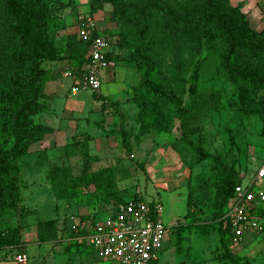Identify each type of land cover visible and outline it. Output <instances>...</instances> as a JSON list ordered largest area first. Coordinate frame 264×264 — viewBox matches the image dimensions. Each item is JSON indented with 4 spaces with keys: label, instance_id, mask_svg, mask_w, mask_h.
<instances>
[{
    "label": "trees",
    "instance_id": "1",
    "mask_svg": "<svg viewBox=\"0 0 264 264\" xmlns=\"http://www.w3.org/2000/svg\"><path fill=\"white\" fill-rule=\"evenodd\" d=\"M72 5L73 0H0V212L19 204L20 185L14 172L22 166L21 161L35 145L57 134V129L35 121L47 110L44 85L54 79L43 63L67 61L77 75H82L89 64L91 44L75 32L66 33L68 26L63 23L62 14ZM106 6L112 7L110 21L116 25L106 30L115 38L109 60L120 63L117 50L125 52L124 61L141 75L127 101L138 109L135 139L153 130L170 135L175 129L182 130L185 137L198 123L209 104V97L199 93L205 52L218 54L238 90L243 112L259 115L264 136V30L251 27L241 5L233 6L231 0H89L90 16L94 18ZM94 97L104 101L103 109L112 107L121 121L125 120L119 101L98 93ZM122 134L127 152H131L127 131L122 130ZM91 140L66 145L68 156L78 154L71 150L85 147L87 169L89 163L100 161L89 154ZM85 168L76 175L72 166L50 164L48 179L57 200L76 199L90 179L88 184L94 188L92 214L98 215L101 205L126 202L118 186L119 176L128 172L122 159L92 173ZM242 179L235 171L222 176L213 203L223 258L230 264H254L232 251L231 229L225 220L235 186ZM132 199L138 201L140 197ZM36 226L41 243L57 241L60 230L66 229L64 225L60 229L57 220H41ZM22 229L20 224L0 229V251H24Z\"/></svg>",
    "mask_w": 264,
    "mask_h": 264
},
{
    "label": "rangeland",
    "instance_id": "2",
    "mask_svg": "<svg viewBox=\"0 0 264 264\" xmlns=\"http://www.w3.org/2000/svg\"><path fill=\"white\" fill-rule=\"evenodd\" d=\"M73 1L74 5L62 14L68 34L77 31L79 16L91 17L89 0ZM231 2L233 6H242L253 29L259 32L264 30V0ZM111 12L112 7L106 6L94 16L100 30L116 28L110 21ZM117 52L121 55V62L104 71L100 93L110 101L124 102L122 111L136 125L138 109L126 102L132 86L140 81L141 75L135 67L124 61L127 56L125 52ZM202 59L199 93L209 97V104L198 123L187 131L185 137L180 129H175L170 135L153 130L144 140L132 138L137 137L133 126L124 135L128 137L127 143L132 145L131 152H127L122 131L117 130L115 134L110 131L117 127L116 123H121L112 107L103 109L104 101L96 100L94 93L89 90H80L74 96L71 93L69 106L74 107L75 111L73 120L69 121L76 122L80 131L89 136L81 134L80 137L77 134L70 137L66 145L74 141H88L92 139L91 136L99 137L104 128V132L109 134L108 146L102 147L95 142L90 145L89 154L100 161L94 165L89 163L87 169V165L84 166L88 161L85 147L71 150L78 154L68 156V148L63 142L54 151L50 150L47 141L35 145L28 158L22 160V166H18L14 172L20 185L17 195L19 204L15 209L0 212V229H10L20 224L24 229L27 228V236L30 237L38 221L57 220L61 229L71 216H86L82 214L86 213L87 208L90 209L94 201L91 198L94 188L88 184L90 179H86L87 184L78 191L76 199L57 200L48 179L51 163L72 166L74 173L79 175L83 167L92 173L113 166L122 159L123 167L128 172L119 176V189L125 194L126 200L138 195L146 202L157 201L163 206L162 219L169 232L158 264H230L223 258L218 223L213 219V203L222 176L235 171L247 178L264 162L263 121L259 115H246L243 112L238 90L224 71L218 54L205 52ZM50 63H56L53 70L48 69L54 78H59L62 71L70 66L67 61H45L43 67H49ZM67 83L69 87L72 84L71 81ZM43 102L47 105L45 97ZM105 111L109 113L104 115ZM42 117L43 113L35 117V121L43 124ZM100 121H104L106 127L96 124ZM46 148L48 150L41 158ZM189 197L192 203L190 208ZM107 215L108 211L104 210L99 217L105 219ZM261 222L264 223L263 220ZM60 231V243L54 248L55 254L42 259L31 257V264H122L101 258L86 243L73 244L72 235L66 229ZM64 240L71 242L63 243ZM231 249L241 259L264 264V232L256 235L248 233L243 242ZM16 255L15 251L10 250L0 252V264L5 261L13 263Z\"/></svg>",
    "mask_w": 264,
    "mask_h": 264
},
{
    "label": "built area",
    "instance_id": "3",
    "mask_svg": "<svg viewBox=\"0 0 264 264\" xmlns=\"http://www.w3.org/2000/svg\"><path fill=\"white\" fill-rule=\"evenodd\" d=\"M79 39L91 44L89 64L82 75L74 73L68 66L63 76L72 80L71 93L80 90L100 93L103 86L104 71L114 67L109 55L114 51L115 38L106 30H100L94 18H77ZM235 186L230 199L225 220L231 229L234 246L239 245L248 233L264 232V225L256 210L264 206V162L249 177L244 175ZM108 211L105 219L99 215L71 216L65 228L72 235L74 243H86L105 259L122 264H155L165 250V240L169 232L163 222V206L160 202L126 200L125 203L113 202L101 208ZM25 253H17L16 262L27 264Z\"/></svg>",
    "mask_w": 264,
    "mask_h": 264
},
{
    "label": "crops",
    "instance_id": "4",
    "mask_svg": "<svg viewBox=\"0 0 264 264\" xmlns=\"http://www.w3.org/2000/svg\"><path fill=\"white\" fill-rule=\"evenodd\" d=\"M55 64L56 63H50L49 67H46L47 70L48 69L53 70ZM63 71H62V75L59 76V78H57V76H55V78L53 80L46 82L45 83V90H44V97H45V100L47 102V110L43 113V117H42L43 124L46 126H50V127L57 129V134L55 135V137L53 139L47 140V142H46L47 144H50L49 145V146H51L50 150L52 149L53 151L57 150L58 147H61L62 142L64 143V145H66L69 142L70 137L76 136L77 134H79L80 137H81V134H87V136H89L88 133H83L80 131V126L76 122H74V121L70 122L69 121L71 119L73 120L72 114H74V111H75L74 107L72 108L71 106H69V100H70L69 98H70V95H72L71 94L72 84L69 87V84L67 83V81L72 82V80L69 78H65L63 76ZM100 95L105 97V98L107 97V96H104L102 93H100ZM72 96H74V95H72ZM114 102H116V101H114ZM119 102L121 103L120 110L122 111V109H121L122 105L125 103L122 101H119ZM122 112L125 115V120L121 121V123H119L118 125H117V123L116 124L114 123L117 126L114 129L120 130V131L124 130V131L130 132L134 126V128H135L134 134H138V124L133 125L132 121H130L129 118H127L126 112L125 111H122ZM103 113L105 115V114H108L109 111H105ZM137 113H138V111H137ZM50 123H52V124H50ZM135 123H137V122H135ZM96 124L97 125L101 124L102 126H105L104 121L97 122ZM114 129H112V130H114ZM105 130H106V128H105ZM112 130H110V131H112ZM102 131L103 132H101L99 137L91 136V138L93 139L92 142H90L91 146H92V143H94V142L98 145L99 144L102 145V147H104L106 145L108 146L109 138H107V137L109 136V134L104 132V128ZM103 133H105V134H103ZM151 134H149V135H147L141 139L144 140V138L149 137ZM132 138L135 140V137H132ZM133 157H135V156H133ZM26 158H28V156ZM26 158H24L23 160H25ZM22 162H24V161H21V164H22ZM118 186H119V184H118ZM105 207L106 206H104V205L100 206V208H105ZM85 211H86V213H84L82 215H90L93 212V208L92 207H90V209L87 208ZM256 215L258 217H260V220L264 221V206H261L256 210ZM38 222H40V221H38ZM37 223H36V225H37ZM36 225L32 231V234L30 235L31 238L27 236V234H28L27 228L22 229L21 232H22V236H23V242L25 243L24 244L25 250L19 251V252L15 251L16 253H25L27 255V258H28L27 264H31V262H30L31 257H38L39 259L40 258L42 259V258H45L46 256L50 257V255L51 256L54 255L55 254L54 248L57 245V243H60V239H58L57 241H53V242H45V243L39 242L38 241V231H37ZM263 225H264V223H263ZM256 234H258V233H256ZM69 241L70 240H68V241L66 240V242H65V240H64L62 242L68 243ZM5 250L12 251L11 249H8V248ZM2 251H4V250H2ZM2 251H0V252H2ZM13 260H12L13 263H6L7 261H5V263H2V264H18L15 261V258H13Z\"/></svg>",
    "mask_w": 264,
    "mask_h": 264
}]
</instances>
